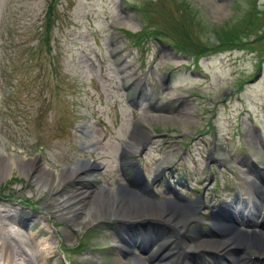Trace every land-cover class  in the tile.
I'll return each mask as SVG.
<instances>
[{
  "label": "rangeland",
  "instance_id": "rangeland-1",
  "mask_svg": "<svg viewBox=\"0 0 264 264\" xmlns=\"http://www.w3.org/2000/svg\"><path fill=\"white\" fill-rule=\"evenodd\" d=\"M47 1L0 0V157L15 160L0 176V218L14 219L6 220L7 227L17 229L18 244L30 256L31 264H133L131 258L124 260L111 249L119 242L110 221L93 215L95 202L88 194L89 184L95 190L115 179L123 182L116 173V158L124 135L134 125L133 116L136 119L142 112L143 96L148 92L164 98L183 93L185 97L191 92L198 97L189 99V106L181 100L174 107H163L169 100L147 106L142 112L147 123L142 120L135 125L142 130L141 142L142 134L153 133L177 140L182 148L183 134L190 133L195 138L189 144L190 152L199 155L202 148L205 153L198 136L207 131L214 136L211 124L206 128L210 110L213 115L218 112L212 122L220 135L230 134L238 114L248 108L258 115L264 133V35L257 37L264 32V0H59L64 23L52 32L51 50L46 55L33 51L43 38L35 29L43 23ZM253 9L263 20L252 17L259 26L252 31L255 27L249 25L244 33L245 22L251 24L245 19ZM157 27L174 45L178 43L187 50L182 54L165 41L148 40L145 49L139 51L127 46L135 38L126 39L118 31L155 32ZM235 45H247V49H221L206 58L194 56L209 48ZM176 65L184 68L177 71ZM142 82L146 87L135 95ZM161 82L165 84L160 89L157 85ZM242 85V91L225 102L232 112L226 110L229 114L220 115L224 108L214 103ZM236 96L241 101L234 102ZM126 97L138 100L133 113L125 103ZM113 104L121 115L113 113ZM233 116L231 125L227 118ZM217 117L219 121H215ZM242 120L240 115L239 127L233 131V142L240 144V159L249 151ZM116 135L119 139L113 150L107 142ZM136 137L132 134L131 143ZM257 143L262 145L261 138ZM172 146L171 151L176 148ZM250 148L254 154L260 153L256 147ZM23 159L32 161L36 171L45 170L58 179L78 160H91L95 169L102 166V175L98 171L91 174L102 178L103 183L91 178L82 185L85 188L78 182L67 188L59 180L40 191L30 176L35 171L25 172L19 167ZM163 161L170 160L164 157ZM108 169L114 177L104 176ZM209 171L217 173L218 166ZM56 192L76 199V218L54 211L48 199ZM223 195L231 197L229 192ZM18 218L23 225L15 224ZM68 230L72 234H65ZM86 230H91L90 237L79 252L76 245ZM147 250L130 249L141 262ZM3 259L0 252V264ZM15 259V264H26L23 255Z\"/></svg>",
  "mask_w": 264,
  "mask_h": 264
},
{
  "label": "bare ground",
  "instance_id": "bare-ground-1",
  "mask_svg": "<svg viewBox=\"0 0 264 264\" xmlns=\"http://www.w3.org/2000/svg\"><path fill=\"white\" fill-rule=\"evenodd\" d=\"M142 132V131H141ZM145 140V139H144ZM143 140V141H144ZM139 141H133V149L141 146ZM2 149V148H1ZM14 158H1L0 157V176L4 175L3 172L14 163ZM19 167L23 171H35L30 176L36 181L38 189L42 191L47 188L51 182H54L52 177L45 171H36V167L29 159L21 160ZM78 167L70 168V175L75 177ZM120 192V191H119ZM48 202L54 207L56 213H65L71 215V219L76 218V211L78 209L77 202L73 198H67L65 195L57 193L53 197L48 199ZM95 206H92V213L96 218H117L126 222H136L147 219H159L166 224H172L174 228H179L181 225L190 222L193 219V211L186 206H180L174 202H167L165 204H151L143 199L140 195L135 194L132 190L121 191L120 193L111 192L109 194H95ZM239 216L245 217L244 212ZM242 218V219H243ZM261 218V217H260ZM241 219V220H242ZM6 220H14L9 217L0 218V252L3 254L5 264H15V256L23 255L26 264L31 263L30 256L21 250V246L18 244L16 233L17 229L7 227ZM214 222L216 225L219 222L218 217L213 215L209 222ZM15 224L23 225L19 218L15 221ZM239 235L234 234L232 237L224 238L221 241L215 240H203L193 241L192 244L183 243V253L188 251H202L212 250L216 252H224L225 257L221 260L222 264H229L232 262V255L230 254V248L232 246H239L243 249L242 255L239 259H234V264H248L250 251H260L264 253V216L255 227L249 225V223L240 222L237 228ZM18 232V231H17ZM68 234V233H66ZM172 239V235L169 234L166 237L157 238L158 246L161 249L166 242ZM238 243V244H237ZM131 247H135L132 245ZM176 249L170 250L167 254L169 257H173V261L167 264H177L180 260L179 253L174 254ZM160 255L155 252H151L149 259L159 261ZM183 258V257H182ZM3 259V260H4ZM185 262H187L185 260ZM144 264V263H139Z\"/></svg>",
  "mask_w": 264,
  "mask_h": 264
},
{
  "label": "trees",
  "instance_id": "trees-1",
  "mask_svg": "<svg viewBox=\"0 0 264 264\" xmlns=\"http://www.w3.org/2000/svg\"><path fill=\"white\" fill-rule=\"evenodd\" d=\"M49 21V20H48Z\"/></svg>",
  "mask_w": 264,
  "mask_h": 264
}]
</instances>
